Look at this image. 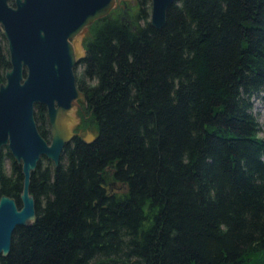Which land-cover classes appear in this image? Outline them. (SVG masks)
<instances>
[{
    "label": "trees",
    "instance_id": "16d2710c",
    "mask_svg": "<svg viewBox=\"0 0 264 264\" xmlns=\"http://www.w3.org/2000/svg\"><path fill=\"white\" fill-rule=\"evenodd\" d=\"M133 1L88 27L75 84L95 138L72 137L56 168L39 159L35 220L0 264H264V137L251 113L264 0H174L160 30L150 1ZM8 68L0 35V84ZM33 116L48 142L44 107ZM21 183L2 149L0 197L17 208Z\"/></svg>",
    "mask_w": 264,
    "mask_h": 264
},
{
    "label": "water",
    "instance_id": "95a60500",
    "mask_svg": "<svg viewBox=\"0 0 264 264\" xmlns=\"http://www.w3.org/2000/svg\"><path fill=\"white\" fill-rule=\"evenodd\" d=\"M120 1L133 0H0V35L6 44L9 68L0 84V152L6 149L20 166L22 183L17 208L12 198L0 197V257L7 256L17 227L35 220L30 176L41 157L56 168L60 153L72 137L91 143L75 131L83 102L73 67L84 56L81 37L96 20L108 15ZM149 25L160 30L174 0H149ZM10 2V3H9ZM45 109L49 141L39 134L33 107Z\"/></svg>",
    "mask_w": 264,
    "mask_h": 264
},
{
    "label": "rangeland",
    "instance_id": "374dc122",
    "mask_svg": "<svg viewBox=\"0 0 264 264\" xmlns=\"http://www.w3.org/2000/svg\"><path fill=\"white\" fill-rule=\"evenodd\" d=\"M119 19L121 21H124V15L122 13L119 14ZM88 35V32H86L80 39V47H82V43L84 38ZM82 66L81 64L76 66L74 69V75L75 77H77L78 73L81 72ZM251 113L253 115V117L255 118L256 122L258 123V126L260 128V133L259 136H263L264 137V94H260L259 96L255 97L252 99V109H251ZM77 116H79V113L77 114ZM80 125V122H79ZM78 125V126H79ZM48 127V125H47ZM77 128V127H76ZM80 130H85L89 133H92V127L91 126H85L83 128H80ZM84 133L82 136L84 137H88V133ZM9 166H10V161L9 159H7L6 157L3 158V168H4V172L8 173L9 172ZM122 189L118 188L115 190V192H119Z\"/></svg>",
    "mask_w": 264,
    "mask_h": 264
},
{
    "label": "flooded vegetation",
    "instance_id": "af4514ba",
    "mask_svg": "<svg viewBox=\"0 0 264 264\" xmlns=\"http://www.w3.org/2000/svg\"><path fill=\"white\" fill-rule=\"evenodd\" d=\"M9 3H10V2H9ZM120 8L122 9V14L125 16V15H126V14H125L126 11L124 10V6L121 5ZM82 48H83V43H82ZM83 50H84V48H83ZM81 60H82V59H79L78 62L74 65L73 70H72L73 75H74V69H75V67L81 64V63H80ZM78 74H79V73H78ZM77 77H78V75H77ZM77 77H75V75H74V79H75V81H76V78H77ZM75 85H76V84H75ZM76 88H77V87H76ZM83 105H84V101H83L82 103H80V108H78L77 111H76V114L79 113V116H78L79 118H81V116H82V117L84 116V112H83V109H82V108H83ZM80 128H81L80 125L77 126V128L75 129V131L77 132V131L79 130V131H81V134L83 135V134L85 133V132H84L85 130H80Z\"/></svg>",
    "mask_w": 264,
    "mask_h": 264
}]
</instances>
